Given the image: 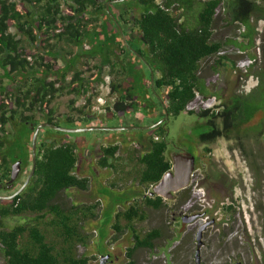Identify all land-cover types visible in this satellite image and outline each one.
I'll return each instance as SVG.
<instances>
[{"label":"trees","instance_id":"16d2710c","mask_svg":"<svg viewBox=\"0 0 264 264\" xmlns=\"http://www.w3.org/2000/svg\"><path fill=\"white\" fill-rule=\"evenodd\" d=\"M108 1L0 0V185L11 182L14 163L21 161L22 172L32 168L38 125L61 126L62 118L76 123L95 116L107 68L112 77L110 94L115 96L104 105L108 117L145 109L151 120L138 125H150L169 115L148 129L147 136L138 141L140 147L126 148L125 155L118 140L109 139L100 147L99 167L115 174L111 188L133 182L148 191L171 170L167 124L183 112L203 120L196 124L201 130L191 142L203 145L210 154V144L219 139L234 141L254 180H260L264 175V33L259 22L264 20V0H128L116 3V16L111 5L112 13L108 11ZM221 8L224 23L220 27L237 28L239 36L216 37ZM120 20L134 29L130 27L129 33ZM66 45L78 50L68 51ZM231 45L239 53H229ZM245 57L252 62L239 66ZM209 74L218 75V81H210ZM251 77L257 84L244 91V82ZM139 79L144 80L146 94L137 92ZM230 80L236 83L231 92L227 89ZM65 95L84 99L82 107L73 108L77 115L58 113L54 102ZM198 96L204 100L215 97L218 104L200 111L189 109ZM80 156L78 143L66 132L41 129L33 177L20 194L3 199L0 205V264L111 262L108 249L80 252L81 246L88 249L94 240L89 226L99 220L101 202L76 203L63 198L71 189H89L91 179L79 174ZM196 165L197 169L204 167L199 156ZM221 176L211 170L203 186L215 190L213 183ZM125 195L123 201L115 199L111 221L105 232L99 228V236L108 247L129 233L124 264H139L137 252H154L164 234L158 227L139 229L138 223L148 220V210L168 207L169 199L137 190ZM211 195L213 210L233 211L231 204L221 205L223 198L233 199L232 194L222 198L215 190ZM175 197L179 204L185 203L191 197L190 187ZM212 209L206 208L201 215H211Z\"/></svg>","mask_w":264,"mask_h":264},{"label":"rangeland","instance_id":"374dc122","mask_svg":"<svg viewBox=\"0 0 264 264\" xmlns=\"http://www.w3.org/2000/svg\"><path fill=\"white\" fill-rule=\"evenodd\" d=\"M125 3V1H123ZM116 3L111 5L112 12L117 15ZM224 9L218 10L216 37H237L240 34L237 28H225L224 21L221 19ZM117 18V17H116ZM259 28L264 33V20L259 22ZM12 33H17L16 29L11 30ZM20 37V36H19ZM240 40L241 38L238 37ZM90 46L87 44L86 48ZM66 49L75 52L78 48L66 45ZM228 52L231 54L239 53L235 46H230ZM260 53V52H259ZM247 57L240 59L239 66L246 67L248 65ZM141 65L140 61H137ZM142 66V65H141ZM107 71H105L106 73ZM148 75V74H147ZM150 77V76H149ZM210 81H218L219 76L209 74L207 77ZM234 79L232 76L230 79ZM112 79V77H111ZM137 92L139 95L146 94L144 80L139 79ZM257 84V79L251 77L244 82L243 90L250 91ZM235 80H230L227 84V89L230 92L235 88ZM150 94L152 95V91ZM105 99L103 102L97 100L94 107L96 114L90 117L88 121H78L70 123L65 118L60 119L61 126L64 127H87V126H130L133 124H145L148 119L146 110L139 109L136 113L126 114L124 116H107L104 109L105 103L108 100L113 101L115 96L110 94V90H105ZM154 102L156 98L152 95ZM75 100V104H72ZM210 101L213 105L218 104V100L211 98L204 100L201 96L192 102L189 109L200 111L205 108V103ZM60 115L76 114L73 110L84 105V99L73 95H65L59 97L54 102ZM103 103V104H102ZM207 108V107H206ZM203 121L196 114L190 115L187 112L181 113L179 116L171 117L168 120V152L172 160V151L183 150L191 152L196 157L200 158V165H204L193 172L190 187L191 197L183 204L178 203V198L175 196L169 199V206L160 211L148 210L149 218L146 222L138 223V228L143 230L161 228L164 234L162 239L157 241V248L154 252L146 249H141L137 252L136 258L139 264H196V249H197V232L200 226L208 221L211 224L204 231L203 246L200 253V264H236L242 261L243 264H264V175L258 181L254 180L252 171L249 168L246 160L243 158L239 149L235 148L234 141L224 138L210 144L212 153L208 154L204 151L203 145H198L194 140L198 134L196 124ZM152 123V122H151ZM151 125V124H150ZM70 139L78 143L81 158L79 163V174L87 175L91 181L89 189L86 191L71 189L64 193V199L67 202L86 203L99 200L101 202L100 218L96 222L90 223L91 231L94 235V240L89 248L80 247V252H88L95 254L98 248L108 249L111 262L109 264H124L125 263V246L129 243V233H126L118 243H111L106 247L103 239L99 236V228L105 232L106 224L111 221L112 211L115 207V199L123 201L132 190L145 191L147 195L153 190V187L147 191L137 183H125L121 189H114L109 186L115 180V174L108 169L99 167L97 160L101 155L100 147L103 144L117 140L121 143L123 150L122 155H125V149L128 147H140L139 140L142 136L146 137L148 130L132 129V130H92L82 132H66ZM39 139V137H38ZM194 146H193V145ZM195 148V149H194ZM172 150V151H171ZM262 166L264 165V156L261 159ZM31 166H28L23 172L21 171L17 178V187H20L28 177ZM206 169V170H205ZM218 171L222 176L219 180L213 183L214 189L221 194L222 198L225 195H233V199L223 198L221 205L231 204L233 211L227 212L225 209L218 208L213 210L214 199L211 194L215 190H207L203 186L204 181H208L206 175L210 171ZM209 171V172H207ZM230 183H234L231 188ZM228 186V187H227ZM13 189H0L1 195H9L13 193ZM221 198V199H222ZM166 199V198H165ZM3 199H0V205L3 204ZM192 212L197 215V218L189 222L183 227V222H175L174 216L180 212L190 214ZM212 209V214L203 216L201 213L205 209ZM106 211L105 215L104 212ZM215 220H212L214 219ZM19 219V217H16ZM226 220L223 224L221 221ZM15 221H11L10 225H14ZM180 233L182 235L180 236ZM112 235V234H111ZM177 236V237H176ZM180 236V238H178ZM100 237V238H99ZM95 263V261H94Z\"/></svg>","mask_w":264,"mask_h":264},{"label":"water","instance_id":"95a60500","mask_svg":"<svg viewBox=\"0 0 264 264\" xmlns=\"http://www.w3.org/2000/svg\"><path fill=\"white\" fill-rule=\"evenodd\" d=\"M110 4L111 2L108 1L107 9L110 13H112L110 10ZM119 27L124 37L125 43H128L122 26H119ZM133 51L135 50L133 49ZM150 69H151V74H152V83H154V72L152 68ZM168 118H169V115L166 114L164 118L160 119L159 121L151 125H130V126H119V127L87 126V127L78 128V127L59 126L52 122H43L40 125H38L34 133L33 145H32L33 147V166H32V170L29 173L25 183L21 186L19 190H17L13 194H10V195L0 194V199H13L18 194H20L30 182L31 178L34 175L36 163H37L39 133H40V130L44 127H51L56 130L64 131V132H82V131H92V130H132V129L148 130V129L157 127L158 125L162 124ZM171 155H172V164H173L171 170L167 171L163 175V177L160 179V181L154 185L153 190L149 193L150 196L159 195L166 199H170L175 196V193L179 192L182 189L187 188L190 185L193 172L196 169V156L193 155L191 152L183 151V150L173 151ZM21 170H22L21 161H18L13 164L12 177H11L12 183L18 178ZM196 218H197V215L185 214L182 217L183 227H185L189 222L194 221ZM210 224H211V221L203 223L197 232V249H196V254H195L196 264H200V253H201V248L203 246V234ZM236 264H243V262L238 261Z\"/></svg>","mask_w":264,"mask_h":264},{"label":"flooded vegetation","instance_id":"af4514ba","mask_svg":"<svg viewBox=\"0 0 264 264\" xmlns=\"http://www.w3.org/2000/svg\"><path fill=\"white\" fill-rule=\"evenodd\" d=\"M123 1H128V0H122V1H120V0H118V1H116V0H110V2H111V4L110 5H113V4H115V3H123ZM117 9V8H116ZM117 12H119V10L117 9L116 10ZM130 11V13H132V11L131 10H129ZM121 21V20H120ZM122 22V24L123 25H125V30L126 31H128L129 33L131 32V29H130V27H132V29H134V26H132L131 24H126V22L125 21H121ZM136 30V29H135ZM137 41H138V43H139V40L137 39ZM172 151V150H171ZM174 151V150H173ZM172 151V152H173ZM32 169V168H31ZM22 171V170H21ZM17 181V180H16ZM16 181H14L13 183L12 182H8V183H5L4 185H0L1 187H0V189H2V188H7V189H13L14 190V192H16L17 190H19L20 188H21V186L24 184H22L20 187H17V182ZM26 181V180H25ZM13 192V193H14ZM185 214L184 213H182V212H180V213H178V214H175V216H174V221L176 222H182V217L184 216ZM189 215H193V213L191 212Z\"/></svg>","mask_w":264,"mask_h":264},{"label":"built area","instance_id":"2783aa9c","mask_svg":"<svg viewBox=\"0 0 264 264\" xmlns=\"http://www.w3.org/2000/svg\"><path fill=\"white\" fill-rule=\"evenodd\" d=\"M30 60H31V58H30ZM252 61L251 60H249L248 61V63H251ZM109 85H110V76L109 75H107L106 77H105V81L100 85V96H99V101L101 102L102 100H104V97H105V95H104V93H105V90H110L109 89ZM206 107H212V103L210 102V101H207L206 103H205V108Z\"/></svg>","mask_w":264,"mask_h":264},{"label":"clouds","instance_id":"9594fccd","mask_svg":"<svg viewBox=\"0 0 264 264\" xmlns=\"http://www.w3.org/2000/svg\"><path fill=\"white\" fill-rule=\"evenodd\" d=\"M248 64H250V63H248ZM105 71H107L106 73H105ZM105 71H104V75H103V77H104V80H103V82L105 81V77L107 76V75H109L110 76V84H111V75H110V73H109V68H107V69H105ZM102 82V83H103ZM101 83V84H102ZM109 89H110V85H109ZM101 91H100V87H99V93H100ZM100 96V95H99ZM214 99H216L215 97H213ZM99 99V97L97 98V100ZM104 99H105V97H104ZM217 100V99H216ZM99 101V100H98ZM100 102V101H99ZM101 102H103V101H101ZM212 103V102H211ZM103 104V103H102ZM216 105V104H215ZM215 105H213V103H212V107H214ZM212 107H207V108H212ZM41 131V130H40ZM154 187V186H153Z\"/></svg>","mask_w":264,"mask_h":264},{"label":"bare ground","instance_id":"6f19581e","mask_svg":"<svg viewBox=\"0 0 264 264\" xmlns=\"http://www.w3.org/2000/svg\"><path fill=\"white\" fill-rule=\"evenodd\" d=\"M238 63V62H237Z\"/></svg>","mask_w":264,"mask_h":264}]
</instances>
